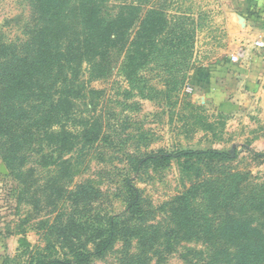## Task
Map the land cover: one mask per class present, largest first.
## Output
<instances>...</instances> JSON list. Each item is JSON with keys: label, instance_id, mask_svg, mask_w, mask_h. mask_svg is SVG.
<instances>
[{"label": "trees", "instance_id": "obj_1", "mask_svg": "<svg viewBox=\"0 0 264 264\" xmlns=\"http://www.w3.org/2000/svg\"><path fill=\"white\" fill-rule=\"evenodd\" d=\"M27 1L34 23L26 36L10 43L0 32V147L11 175L31 178L42 168L49 204L71 202L73 210L65 219L55 218L56 241L48 244V252L39 250L25 264H91L119 241L124 252L112 264H151L154 258L160 264L180 242L193 240L205 249L187 248L186 262L194 251L207 264H264V188L254 185L249 196H240V181H232L234 203L228 197L231 189H217L219 183L225 188L226 179L216 188L205 179L167 202V218L154 222L152 203L128 179L125 210L105 217L85 215L98 190L89 184L69 189L63 183L79 165L75 155L111 142V127L98 103L104 92L92 82L112 75L118 51L125 76L134 83L139 70L156 58L154 51L191 47L194 31L184 26L183 17L160 6L142 13V5L134 3L108 15V0ZM130 155L148 168L166 167L174 159L198 158L218 166L232 160L230 152L217 149ZM27 162L36 166L20 169ZM31 189L32 184L23 191Z\"/></svg>", "mask_w": 264, "mask_h": 264}, {"label": "rangeland", "instance_id": "obj_2", "mask_svg": "<svg viewBox=\"0 0 264 264\" xmlns=\"http://www.w3.org/2000/svg\"><path fill=\"white\" fill-rule=\"evenodd\" d=\"M108 1V15L120 14L124 4L142 5V13L160 6L171 16L183 17L187 22L184 26L192 29L194 36L192 46L183 52L168 48L163 49L164 52L154 51L156 58L139 70L134 83L126 78L122 69V51L115 54L112 75L92 82V86L104 92L98 103L105 113L106 125L111 127V142L95 144L80 158L75 155L79 165L70 178L63 180L69 189L89 184L98 190L95 193L98 198L92 201L85 215L98 212L103 217L121 215L126 206L127 179L152 203L156 210L154 222L167 218V202L193 183L205 179L208 184H216L214 188L217 181L226 179L222 182L225 188L219 183L217 189H231L228 197L234 203L236 188L231 187L232 181H240L237 192L240 196H249L254 185L263 189L264 148L256 150L253 146L256 138L264 137V124L258 122L259 115L252 108L248 115L224 113L201 89L198 93L195 90L196 78L200 77L198 73L202 69L230 62L235 53L232 45L229 50L225 49L229 39L224 23L212 15L216 7L207 4L208 0ZM33 20L27 0H0V32L6 41L16 43L23 39ZM160 149L165 154L217 149L230 152L232 160L218 166L198 158L187 163L182 162L184 159H174L166 167L148 168L145 164L139 165L138 159L130 155ZM3 157L0 147V264H25L29 256L39 250L48 252V244L56 241L51 229L55 218L60 215L65 219L73 207L71 202L49 204L42 187L47 174L40 170L42 168H38L34 177L17 179L10 174ZM33 165L36 166L27 162L20 169ZM30 184L32 189L23 191ZM136 246L134 241L130 250H135ZM123 247L119 241L113 250L95 257L91 264L115 263L122 256ZM187 248L205 249V245L195 240L182 241L160 264H207L194 251L189 253L190 261L186 262L182 254ZM156 260L154 258L151 264Z\"/></svg>", "mask_w": 264, "mask_h": 264}, {"label": "crops", "instance_id": "obj_3", "mask_svg": "<svg viewBox=\"0 0 264 264\" xmlns=\"http://www.w3.org/2000/svg\"><path fill=\"white\" fill-rule=\"evenodd\" d=\"M216 7L212 15L224 23L229 39L226 50L264 40V0H208ZM196 78V93L199 89L224 113L239 112L248 115L252 110L264 124V51L250 61H225L202 69ZM247 130V129H246ZM256 150L264 148V137L253 143Z\"/></svg>", "mask_w": 264, "mask_h": 264}, {"label": "built area", "instance_id": "obj_4", "mask_svg": "<svg viewBox=\"0 0 264 264\" xmlns=\"http://www.w3.org/2000/svg\"><path fill=\"white\" fill-rule=\"evenodd\" d=\"M264 51V40L257 39L253 44L240 47L231 55V60L234 62L250 61L253 56Z\"/></svg>", "mask_w": 264, "mask_h": 264}, {"label": "water", "instance_id": "obj_5", "mask_svg": "<svg viewBox=\"0 0 264 264\" xmlns=\"http://www.w3.org/2000/svg\"><path fill=\"white\" fill-rule=\"evenodd\" d=\"M3 171H4V173H7V170L5 169V167H3V169H2Z\"/></svg>", "mask_w": 264, "mask_h": 264}]
</instances>
